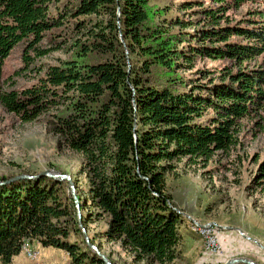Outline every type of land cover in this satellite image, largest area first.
Here are the masks:
<instances>
[{
    "label": "trees",
    "instance_id": "16d2710c",
    "mask_svg": "<svg viewBox=\"0 0 264 264\" xmlns=\"http://www.w3.org/2000/svg\"><path fill=\"white\" fill-rule=\"evenodd\" d=\"M154 1L0 0V107L20 123L45 117L81 157L82 195L71 180L90 244L116 243L134 263L172 264L181 216L166 174L181 160L228 152L243 120L262 119L264 0H183L174 12ZM246 3L263 8L227 16ZM63 47L66 56L35 68L29 86L2 89L13 51L26 69ZM202 60L224 64L196 66ZM17 175H0V264L26 240L63 252L66 264H104L82 240L66 181Z\"/></svg>",
    "mask_w": 264,
    "mask_h": 264
},
{
    "label": "rangeland",
    "instance_id": "374dc122",
    "mask_svg": "<svg viewBox=\"0 0 264 264\" xmlns=\"http://www.w3.org/2000/svg\"><path fill=\"white\" fill-rule=\"evenodd\" d=\"M181 1L156 0L153 4L156 7L167 6L170 12H174V5ZM199 1L208 3V0ZM262 8V5L246 3L226 14L231 20H236L246 17L249 11ZM177 12L178 15L182 14L181 11ZM64 48L34 61L26 69H22L18 53L13 51L1 66L2 89L19 90L29 86L35 77V68L63 59L66 56ZM259 61L260 58L256 62ZM223 64L202 60L196 66L220 68ZM44 120L45 117H41L20 123L0 107V175H32L50 170L75 179L82 195L85 181L78 174L81 157L62 147L58 139L47 131ZM237 138L238 145L228 152L215 154L207 162L181 160L174 163L172 172L166 174L165 192L170 196L172 205L194 220L192 222L181 216L178 226L182 234V237L179 235L178 244L180 254L172 264H210L222 252L223 248L216 254L206 252L210 233H204L201 228L202 224L210 222L217 225L210 226L211 230H217V238L224 233L226 243L223 247L227 245L233 248L237 244L250 248L247 259L264 264V250L229 229L238 228L264 247V176L256 178L258 165L264 160V113L262 119L243 120ZM101 226L102 223L89 225L88 233L97 232ZM228 236H232V239L229 240ZM97 242L100 253L113 264H143L134 263L116 243ZM23 243L28 244L29 253H37L33 257L19 252L14 264H66L67 257L61 251L42 248L27 240ZM234 253L237 254L238 250Z\"/></svg>",
    "mask_w": 264,
    "mask_h": 264
},
{
    "label": "water",
    "instance_id": "95a60500",
    "mask_svg": "<svg viewBox=\"0 0 264 264\" xmlns=\"http://www.w3.org/2000/svg\"><path fill=\"white\" fill-rule=\"evenodd\" d=\"M37 176H46V177H49V178H53L55 180H63V181H66L67 183V188L69 190V194L71 196V199L74 203V207H75V210H76V218H77V221H78V228L81 232V237H82V240L84 242V244L87 246V248L89 250H91L97 257L98 259L104 263V264H111L109 262V260L106 258V256H104L102 253H100V251L97 249L96 246L90 244L89 242V238L85 232V230L83 229V227L81 226V224L79 223V219H80V213H79V203H78V200H77V197H76V192H75V187H74V184H73V181L71 180V178L67 175H64V174H60L58 172H54V171H50V170H44L42 172H39L37 175L35 176H30V175H23V174H20V175H17L15 177H13L12 179H23V178H26V179H31V178H36ZM177 214H179L180 216H183L184 218L188 219V220H191L190 217L187 215V214H184L180 211H178L177 209L175 208H172ZM206 226V225H205ZM230 230H233V231H236L239 236H241L243 239L247 240V241H251L253 242L254 244H256L257 246H259L261 249L264 250V247L260 246L259 243L248 237L247 235H245L241 230H239L238 228H229ZM223 264H258V263H255L253 262L252 260L250 259H247V258H243V257H236V258H231V259H228L226 260Z\"/></svg>",
    "mask_w": 264,
    "mask_h": 264
},
{
    "label": "crops",
    "instance_id": "0c3cea01",
    "mask_svg": "<svg viewBox=\"0 0 264 264\" xmlns=\"http://www.w3.org/2000/svg\"><path fill=\"white\" fill-rule=\"evenodd\" d=\"M178 233L182 237V234L179 230H178ZM223 234L224 233H221V236L218 237V241H220V243H219L220 248L221 249L223 248L222 252H220L215 258H213V260H211L210 264H223L226 260L231 259V258H235V257H245V258L248 257L249 258L248 253L251 252L250 248H247L245 246H239L237 244L233 245V248L232 247L228 248L227 245L225 247H223V245L226 243L225 242L226 239H225V237H223ZM228 239L229 240L232 239V236H228ZM181 244H182V239H181ZM236 250H238L237 254L234 253ZM181 255L183 256L184 254H181ZM253 255H255V254H253ZM16 258H18V256L13 257L9 264H14V261ZM253 260H255L256 262H260V261L256 260L255 258ZM259 264H262V263H259Z\"/></svg>",
    "mask_w": 264,
    "mask_h": 264
},
{
    "label": "built area",
    "instance_id": "2783aa9c",
    "mask_svg": "<svg viewBox=\"0 0 264 264\" xmlns=\"http://www.w3.org/2000/svg\"><path fill=\"white\" fill-rule=\"evenodd\" d=\"M202 224V230L204 233H210V241L208 242L207 253L216 254L219 252L220 245L217 238V230H211L209 226Z\"/></svg>",
    "mask_w": 264,
    "mask_h": 264
},
{
    "label": "bare ground",
    "instance_id": "6f19581e",
    "mask_svg": "<svg viewBox=\"0 0 264 264\" xmlns=\"http://www.w3.org/2000/svg\"><path fill=\"white\" fill-rule=\"evenodd\" d=\"M190 219H191L190 221H192V222L194 221L191 217H190ZM191 224H192V223H191ZM192 225H193V224H192ZM206 225L209 226V227L212 226V225L217 226L216 224H214V223H212V222H210V223H206ZM218 227H219V226H218ZM193 228H194V227H193ZM198 228H199V227H198ZM201 229H202V228H201ZM194 230H195V229H194ZM199 231H200V229H199ZM204 237H205V236H204ZM207 245H208V244H207ZM28 249H30V248H28V244L25 243V244L21 247V252L28 253L29 255H34L33 257H35V255H36L37 252H34L35 254H33V253L31 254V253L28 252V251H29Z\"/></svg>",
    "mask_w": 264,
    "mask_h": 264
}]
</instances>
